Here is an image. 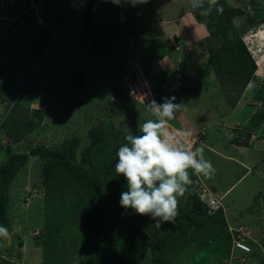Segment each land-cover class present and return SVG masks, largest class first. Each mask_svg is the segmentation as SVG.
<instances>
[{"label":"crops","instance_id":"obj_1","mask_svg":"<svg viewBox=\"0 0 264 264\" xmlns=\"http://www.w3.org/2000/svg\"><path fill=\"white\" fill-rule=\"evenodd\" d=\"M42 1H29V3H33V6H28L25 11H21V15L25 14L26 16L28 12H31L34 19L32 28L46 27L49 36L57 31L60 24L56 25L58 20L41 11ZM7 3L6 1L4 4H0L1 6L5 5V7H1L0 29L4 25L8 27L9 23L15 22L18 18V16L9 17ZM123 3H113L112 0H95L92 9L95 23L93 40L80 38L84 0L77 3L73 15L71 14L66 21L65 31L58 32L62 42L59 46L57 44L54 46L56 53L62 54L61 65H58L64 69L63 73V69L56 70L54 75L63 79L64 74L65 79L71 81V84L64 86L65 89H62L61 86L57 87L58 85L55 84L54 91H50L44 96L54 97L53 110L60 112L59 109L63 107L65 109L63 114L67 121H79V125H83L87 131L90 130L87 127L93 129L111 127L109 130L111 133L115 130L114 133L125 137L127 132L131 131L132 126L137 134L138 127L135 122L133 124V121L137 120L142 124L147 119L153 118L146 108L129 99L119 87L118 80L131 51L139 60L153 92H157L163 85L184 84V88L182 86L177 92L161 95L156 101L162 103L166 97H175V103L183 104L170 125L177 129H186L192 133V136L201 135L202 142L206 141L205 144L203 143L205 145L204 156L212 162L216 169L210 178L196 175L199 189L204 187L211 194L222 198V212L228 231L246 227L249 235V240L246 243L251 248V253L245 254L232 246L227 250V244H224V241H216L213 245L216 246L215 249H218L216 251L219 252L225 263L217 261L218 258L213 253L215 249L212 251L208 249V255L214 256V261L222 262V264H232L230 262L233 260L237 264H264V230L244 218L236 219L234 215L231 218L227 217V198L231 189L249 176L254 165L245 162V159L249 158L246 155L248 150L246 146L253 144V137H250L248 143H244L246 141L244 138L241 141L230 133L228 125H231V118L235 123H247L251 116L247 103L255 96L254 93L249 99H246V92L250 88L248 86L233 110L230 111V115H227V102L219 87L217 77L208 63L205 42L208 31L204 24L195 19L190 0H152L146 3L147 5L142 4L145 7L144 11L138 10L139 5H128L126 8ZM119 9H124V11L117 14ZM151 11L154 15L150 14ZM115 15L121 21L122 35L116 31L118 27L114 20ZM151 17L153 18L151 19ZM122 18H124V23ZM27 24L25 20L20 22L23 27H26ZM111 25L116 28H112ZM26 29L28 30V27ZM127 33L132 34L134 38L132 49L127 44ZM1 71L7 72V69L1 68L0 73ZM101 97L103 98L102 102ZM61 98L64 99V104L59 106L57 101ZM127 112L133 115L136 113L139 117L133 120V117ZM104 115L107 116V121H103L101 125H92L94 120L98 122L104 119ZM114 117L123 120L114 125ZM259 148L262 153V143ZM234 153L235 156H245L244 161L237 156L234 157ZM227 162L229 166L234 164L238 167L235 174H232L234 181L229 186H227V171H230V168L226 166L222 169L221 166ZM218 167L220 179L217 177ZM259 173L262 175V172ZM31 233L34 235V230ZM18 234L19 244H22L23 247L14 252L18 260L23 262L25 259L24 249H27L30 240L27 241L28 239L23 238L27 234L22 229L18 230ZM10 237L13 241L14 237ZM187 239L180 242L183 249L180 250V246L176 245L173 250L176 253L177 250H180L179 253L185 255L183 264H198V262L204 264L205 258L202 252L211 246L200 251L194 247V237L193 241ZM198 242L199 240L197 245ZM220 244L222 250L218 246ZM12 247L13 245L8 243L7 239L0 238V260H3V264H15L5 259L8 251L9 254L12 252ZM11 255L13 254L11 253ZM245 256L249 258L248 261L245 260Z\"/></svg>","mask_w":264,"mask_h":264},{"label":"rangeland","instance_id":"obj_2","mask_svg":"<svg viewBox=\"0 0 264 264\" xmlns=\"http://www.w3.org/2000/svg\"><path fill=\"white\" fill-rule=\"evenodd\" d=\"M29 1L37 2L39 0H9L7 3L9 16H18L15 21L18 29L12 38L6 36V27L0 29V69L6 68L7 72L13 76L18 91L15 99H9L7 104H0V126H2L3 121H5L7 127L0 128V166L11 156L26 155L22 166L14 171L13 181L8 186L6 228L8 229L9 236L6 239L8 243L13 245V250L11 252L13 255H11V253L9 254L8 251V255L5 256V259L15 264H122L119 250L122 247H128L130 244H133L136 247L133 253L134 263L142 264V261L146 260L149 253L148 242L150 235L147 232V230H149L148 226L156 221H154L151 216L134 214V216L128 217L125 215V212H120V210H118L121 193L127 190V182L122 176H117L116 173H114L115 178L111 179L106 185V188H104L108 193H115L117 196L114 201L115 205L112 204L110 209H105L102 212L104 213L102 214V218L109 219L107 223L110 225L106 228L108 231L95 232L91 231V229L86 226L84 230H82V228H76L67 232L65 236H61L63 235L62 233L50 227L44 230L48 237H45V240L41 242L43 213L47 210L51 215L55 208L57 212L62 210L63 215H68L69 210L73 207V198L71 196L68 197L67 193L64 191L65 195L64 193L61 194V200L64 203L61 208L57 206V204H59L57 202L48 203L47 195L44 190V160L37 156H30L29 152L38 145L48 149L68 151L69 144L77 140L80 146L72 150V154H69V157L73 162L79 163L82 149L88 147L84 144L88 142L89 138H86L87 130L83 125H79V121L76 122L74 120L73 122H69L66 120L63 114V111H65L63 107L59 109L61 110L60 112H55L53 110L54 97L44 96L46 93L54 91L56 88L55 84L58 85L57 87L61 86L62 89H65L64 86H69L71 84V81L65 79L64 74L63 79L54 75L56 70L63 69L59 67L62 62V54L56 53L54 46L56 44L59 46L62 42V38L58 36V32L65 31L64 26L66 25V21H68L71 14L73 15L77 3L81 0H43L41 2V11L46 15H50L55 20H58L56 25L60 24L57 31H54L49 36L48 28L46 27L41 29L30 27L27 30L26 27L20 25V22L24 20V15H21V11H25L28 6H33V3H29ZM150 1L152 0H148L147 3ZM228 1L232 5H239L252 16L262 18V20L252 26H246L244 23L245 16L241 15L240 21L236 23L240 39L245 35L249 36L245 39V42L251 49L250 51L252 52L258 70L256 68L257 74L256 70L254 71L248 84L250 87L248 89L249 91L246 92V99H249L253 93L255 95L247 103L250 108L249 114L251 115L249 120L246 124L242 122L241 124L235 123L233 118H231L233 122L231 121V125L228 126L230 133L235 135L236 138L241 141H243V138L246 140L244 143H248L250 137H253V144L251 146H246L248 148L246 155H248L249 158L245 159V156H236L240 158V160L244 161L245 159L246 163H250L251 165L253 163L254 165L249 176L231 189V193L227 198V217L231 218L234 215L236 219L244 218L264 230V122H262L261 126L258 128H254L253 126L255 117L264 111V95L261 94L264 93V40L258 38L259 33H261V35L264 34V0ZM128 5L130 6L131 4L123 3V6L126 8ZM1 7L3 8L5 5H0V14L2 11ZM139 7L138 10L140 11L145 10L144 6L139 5ZM116 8L118 9V6H116ZM123 11L124 9H119L117 14ZM150 14L154 15L152 11ZM152 18L153 17H151V19ZM114 20H116V26L118 27L116 31L122 35V24L120 19L117 18V15H115ZM121 20L124 23V18ZM116 26L111 25L112 28H116ZM44 29L46 31H43ZM250 37H252L251 40ZM63 72L64 69L62 70V73ZM227 88H233V85H227ZM17 100L18 103L15 104L14 101ZM63 100L64 99L61 98L57 101L59 106L60 104H64ZM102 100L103 98L101 97V102ZM243 105L244 102L242 106ZM22 109L24 112L23 116H21V122L29 123L34 126L31 132H26L25 134L21 133L20 128V132H13L11 128H8L11 127L10 124L12 119H10V117L12 116L13 118L16 115L20 116L22 114L20 112ZM231 110H233V107H230L227 101V115H230ZM37 111H40L39 115H36ZM127 113L133 117V120L139 117L136 113H134V115L130 112ZM104 117V119L98 122L94 120L92 125H101L103 121H107V116L104 115ZM122 120L123 119L118 120V118L114 117L113 123L116 125V123L118 124L119 121ZM227 121L229 120L227 119ZM134 122L137 124V126L135 124L136 127L141 124V122H137V120L133 121V124ZM125 124L122 125L125 126ZM227 124H229V122H227ZM112 125L111 122V126ZM87 129H90V127H87ZM106 129L108 130V132H106V138H108L111 143L118 141V143H120L119 147L125 143L124 137H120L117 133H114L116 132L115 130L112 133L109 131L111 127ZM131 132L135 134L133 126ZM137 132L138 131H136V133ZM205 142L206 141L201 142L199 146L204 147ZM260 143L263 145L262 153L259 148ZM236 156L234 153V157ZM221 166L222 169L226 166L230 168V171H227V186H229V184L234 181L232 174H235L238 167L234 164L229 166L228 162ZM95 171L101 179H104L102 169L99 170L96 168ZM217 172V177L220 179L219 167L217 168ZM259 172H262V175H260ZM187 196V193H185L184 197L179 198L178 208L184 206ZM48 204L52 206L48 207ZM119 214L123 216V223L126 225V228L123 232L115 234L111 226L116 223ZM21 229L27 234L26 236L24 235L23 238L28 239L27 241L30 240V243L27 244V249H24L25 259L23 262L18 260L14 252L23 247L22 244V246L19 245L20 237L18 230ZM32 230H34V235L31 233ZM10 236L14 237L13 241H11ZM49 237L51 238L48 239ZM47 239L57 240L58 243L61 244V247H59L60 251H54V253L52 248L50 249V247H48L49 241ZM213 244L214 241L211 242L210 248L202 252L205 258L204 264L225 263L219 252L216 251V246ZM176 245L180 246L179 240L176 241V243L172 242V244H169L170 247H173L172 250L175 249ZM218 246L222 250V245L220 244ZM179 248L180 250L183 249L182 245ZM208 249L211 251L215 249L213 253L215 257L218 258L217 261L220 260L222 262L217 263L214 261L215 257L208 255ZM180 250L172 254L170 264H183L181 260L186 257L179 253ZM244 258H246L245 260L247 261L249 259L246 256ZM233 261L227 262L237 264L236 261ZM0 264H3L2 259L0 260ZM125 264H128V262ZM198 264L201 263L198 262Z\"/></svg>","mask_w":264,"mask_h":264},{"label":"trees","instance_id":"obj_3","mask_svg":"<svg viewBox=\"0 0 264 264\" xmlns=\"http://www.w3.org/2000/svg\"><path fill=\"white\" fill-rule=\"evenodd\" d=\"M6 1L8 2V0H0L2 4ZM94 2L95 0H84L80 30L81 39H94L95 23L92 16ZM204 6L207 7V0H204ZM219 6L223 7V11L218 12L216 8H213L212 13L208 17L201 16L199 9H192V13L195 19L204 24L208 31V36L205 40L208 63L217 77V82L225 101H228L230 107H234L246 90L256 70L254 61L240 39L236 23L240 21L241 15L245 16L244 23L246 26L257 24L261 22L262 18L252 16L239 5L230 4L228 0H218L217 7ZM32 17L31 12H28L26 16L24 14V20L28 23L26 26L28 28L33 26L34 19ZM5 27L4 25L1 29ZM6 28V36L11 38L18 29L15 22L9 23ZM95 40L98 44L97 39ZM227 85H233V88H227ZM17 93L15 80L8 72L1 71L0 104H7L9 99H15ZM14 102L16 104L18 100ZM20 112L22 113L20 116L10 117L12 119L11 127L8 128H11L13 132H20L21 129L23 134L31 132L34 126L21 122L24 110L22 109ZM39 113L40 111H37L36 115H39ZM23 118L26 119L25 117ZM262 122H264V111L255 117L253 121L254 128L261 126ZM4 127H6L5 121H3L0 128ZM106 130L99 127L96 129L90 128L86 132V138H89V140L84 145L88 147L82 149L79 163L73 162L69 157V154H72L71 151L80 146L77 140L69 144L68 151L48 149L41 145L30 150V156H37L44 160V190L48 203L57 202L59 203L57 206L61 208L64 205L61 200V194L64 191L68 197L71 196L73 198V207L69 210L68 215H63L62 210L57 212L55 208L51 215L47 210L43 213V232L51 227L62 233L63 235L61 236H65L67 232L73 229L82 228L84 230L86 226L95 232L108 231L106 228L110 225L107 223L109 219L102 218V214H104L102 212L105 209H110L112 204L115 205L114 201L117 196L115 193H108L104 188H106L111 179L115 178L116 153L120 143L118 141L111 143L106 138V132H108ZM25 158L26 155L11 156L0 166V225L4 227H6L8 186L13 181L14 171L22 166ZM96 168L102 169L104 179L97 175ZM189 171L191 172V170ZM191 178L193 184L188 187L186 192L188 195L187 199L184 206L178 208V215L175 217V221L173 223H161L159 228L155 226L156 222L149 224V230H147L150 235L148 242L149 253L146 260L142 261V264H170L172 254L176 251L172 250L173 247H170L169 244H172V242L176 243L178 240L179 242L183 239L188 240L187 238L193 241V237L195 241L194 247L200 251L211 245L212 241H224L223 243L227 244V250H229L231 237L228 233L222 208L213 214H209L198 198L199 185L196 175H192ZM51 206L50 204L48 207ZM118 206V210L125 212L126 216H134L135 213L131 209L125 210L119 204ZM123 220V216L119 214L116 223L111 226L115 234L125 230L126 225H124ZM43 232H41V242L45 240V237H48ZM197 239L199 240L198 245ZM48 241V247L52 248L53 252L60 251L59 247H61V244L57 240ZM135 248L133 244H130L128 247H122L119 250L122 264L126 262L135 264L133 259ZM181 262L183 263V260Z\"/></svg>","mask_w":264,"mask_h":264},{"label":"clouds","instance_id":"obj_4","mask_svg":"<svg viewBox=\"0 0 264 264\" xmlns=\"http://www.w3.org/2000/svg\"><path fill=\"white\" fill-rule=\"evenodd\" d=\"M112 2L136 6L146 4L148 0ZM190 2L192 8L199 9L203 17H208L213 8L218 12L223 11L222 6L217 7L218 0H207V7L204 6V0ZM182 105L175 103V97H166L162 103L153 99L146 104L145 107L153 118L140 124L137 134H132L129 130L124 137L125 143L120 145L116 153L115 173L127 182V190L121 193L120 206L125 210L131 209L140 216H151L156 221L157 228L161 223L175 221L179 198L184 197L188 187L193 184L192 175L210 178L216 171L212 162L205 158L203 146H188V138L192 136L190 131L171 128L170 122L176 118ZM243 228L246 229V236L242 238L249 246L246 243L249 240L248 229ZM237 229L228 231L231 246L236 250L234 242L239 236ZM8 236V229L0 225V238L6 239Z\"/></svg>","mask_w":264,"mask_h":264},{"label":"built area","instance_id":"obj_5","mask_svg":"<svg viewBox=\"0 0 264 264\" xmlns=\"http://www.w3.org/2000/svg\"><path fill=\"white\" fill-rule=\"evenodd\" d=\"M247 37L249 36L245 35L243 36V38H241V40L245 45L252 60L254 61L252 52L250 51L251 49L245 42V39ZM126 38H127L128 46L132 49V45L134 41L133 35L129 34L126 36ZM254 64L256 66L255 61ZM257 70H256V74H257ZM118 82L120 89L125 93V95L128 98H130L132 101H134L135 103L139 104L144 108H146L145 105L150 103L153 99L156 100L161 95L177 92L183 86L182 84L173 83V84L163 85L157 92H153L145 76L144 70L133 51H131L127 56L126 64L121 71ZM171 128L177 129L172 125ZM201 142H202L201 135L191 136L188 138V146L192 148L198 147ZM198 198L206 207L209 214H213L222 207V198L220 196H215L211 194L204 187H200ZM237 233L239 234V236H237V240L234 242V247L242 252L249 253L251 249L249 246H247L244 243V239L242 238V236H246V229L240 227L237 229Z\"/></svg>","mask_w":264,"mask_h":264},{"label":"bare ground","instance_id":"obj_6","mask_svg":"<svg viewBox=\"0 0 264 264\" xmlns=\"http://www.w3.org/2000/svg\"><path fill=\"white\" fill-rule=\"evenodd\" d=\"M252 37H250V40H251ZM258 38L261 39V40H264V34L261 35V33L258 34ZM11 210V209H10Z\"/></svg>","mask_w":264,"mask_h":264}]
</instances>
